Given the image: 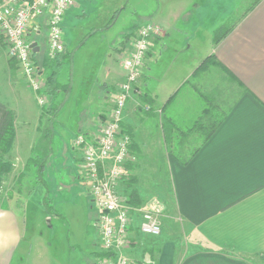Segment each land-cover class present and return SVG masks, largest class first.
I'll return each instance as SVG.
<instances>
[{"label": "crops", "instance_id": "1", "mask_svg": "<svg viewBox=\"0 0 264 264\" xmlns=\"http://www.w3.org/2000/svg\"><path fill=\"white\" fill-rule=\"evenodd\" d=\"M109 1L78 0L65 14L64 42L73 55L57 78L71 86L51 102L57 110L44 112L0 34V125L12 110L16 130L5 154L14 166L0 190V264H98L99 213L86 187L83 149L73 142L110 114L125 79L123 60L147 22L159 33L125 108L132 157L119 191L126 197L137 191L140 206L158 203L162 233L153 237L134 227L123 252L137 264H264V0L248 7L218 41L207 6L187 0L164 1L135 31L116 38L119 9ZM49 14L36 15L29 28L44 77L51 72ZM204 63L209 66L200 69ZM226 97L231 101L223 121L183 157L177 141L199 120L217 115ZM83 193L86 230L70 225L58 241L53 221L70 218L58 203L76 204ZM45 227L48 236L36 241Z\"/></svg>", "mask_w": 264, "mask_h": 264}, {"label": "built area", "instance_id": "2", "mask_svg": "<svg viewBox=\"0 0 264 264\" xmlns=\"http://www.w3.org/2000/svg\"><path fill=\"white\" fill-rule=\"evenodd\" d=\"M78 0H0V34L7 53L17 61L41 106L47 103L46 77L34 57L28 41L30 24L36 15L49 10L47 57L55 59L65 50L63 22L67 10ZM159 33L152 22L141 25L135 34L133 49L124 58L125 79L119 85L106 119H99L91 134H78L74 146L83 149L84 179L98 211L100 250L98 264H137L123 252L131 243V229L157 237L162 233L158 203L136 206L122 195L119 187L128 179L131 160V135L122 125L128 100L143 74L151 39Z\"/></svg>", "mask_w": 264, "mask_h": 264}, {"label": "rangeland", "instance_id": "3", "mask_svg": "<svg viewBox=\"0 0 264 264\" xmlns=\"http://www.w3.org/2000/svg\"><path fill=\"white\" fill-rule=\"evenodd\" d=\"M164 1L166 0H112V1L110 0L108 3L110 4L112 2L115 8L119 9V11L116 12V14L118 13L119 15L117 14L115 20L116 22L114 24V29H113L116 38L120 37L123 32H127L128 29H130V31L133 30L135 31V28L141 23L145 22L147 17L151 14L152 11H154L158 7L164 6L165 4ZM182 1L186 2L184 0ZM187 1L191 4L199 2L207 6L206 10L204 11L207 16L206 18L208 22H210L212 25L211 26L212 31L214 28H216L215 35L217 37H221L225 32H227L230 29L231 25H233L235 21H237L240 18V16L246 11V9L250 7L256 0H243V1L242 0H187ZM198 11L201 12L200 10H195L191 13L197 15ZM216 18H220V19L226 18V19L225 21L217 20L216 22H214ZM186 20L187 17L185 16L180 21V24L182 25L184 22H186ZM213 23H215V26H213ZM222 23L224 24L221 25ZM206 27L207 26L200 28L201 32H203L205 35H207ZM137 84L136 86H139V81ZM230 101L231 100L229 97L222 99L219 108H217L218 116L222 115V113L225 112ZM212 123L213 122H208L205 130L192 128L189 131L188 135H185L186 137L180 139L181 141L179 140V142L177 141L176 144L179 147L181 146L180 144L182 143L181 147L185 148L184 151H186V153L183 154L181 153L183 157L187 156V154L192 153L204 141L206 132L209 130ZM176 151H179V148L177 146H176ZM83 194L85 195V197H82V199L76 202V204H68L66 206L64 202L58 203L57 206L58 209H60L61 211L65 210L69 214V217L71 218V219L68 217L61 219L57 218L55 221H53L54 223L53 226L55 228L58 241H61L63 237H66V232L68 228H70V225L72 226V228L80 227L82 228V230H86L87 228L86 217H89V211H88L89 208L86 199L87 195L85 193ZM40 195H41V191L38 190V193L34 195V198L40 197ZM48 229L49 228L45 229V234L43 236L36 235L35 237H38L36 241L43 237H47ZM38 230L40 229L37 228V231Z\"/></svg>", "mask_w": 264, "mask_h": 264}, {"label": "trees", "instance_id": "4", "mask_svg": "<svg viewBox=\"0 0 264 264\" xmlns=\"http://www.w3.org/2000/svg\"><path fill=\"white\" fill-rule=\"evenodd\" d=\"M220 37L216 36V40L218 41ZM28 41H32V38L28 36ZM73 52L66 49L63 52H61L55 59L50 60V67H51V72L49 75L46 77V83H45V88L44 92L47 96V103L43 105V110L44 112H50L53 109L57 110L60 106L58 104L54 105L53 107L51 106V102L57 95L59 91H68L70 89L71 84L70 83H62L58 80L57 76L60 73L62 67L64 64L69 61L72 58ZM34 57L37 61L38 64H40V61L37 58V53L34 52ZM216 61V60H215ZM208 66V63H204L202 66H200V69H203ZM148 97V92H141L140 93V100L144 101V98ZM209 113L212 114L213 112L211 109L209 110ZM225 115H213L211 117H208V121L204 122L199 120L193 127V129H200V130H205L207 127L208 122H213L212 125L210 126L209 130L206 132L204 141H206L217 129L218 125L223 121ZM14 119H15V114L14 111L12 110H7L3 121L0 125V188L2 187L3 183V177L5 174H8L11 172L13 169V162L8 160L5 157V154H7L13 147L14 144V139H15V124H14ZM130 134V132L128 131ZM87 134V133H83ZM32 160L30 159L27 164H26V170L29 169L31 166ZM42 167L40 168L41 171ZM19 178L17 180V183L19 185ZM34 188H31L33 190ZM20 190V187L18 188ZM14 195L13 191L10 190L9 192V197H12ZM136 198V199H135ZM128 201L136 206H140L139 202L137 201V191L134 189L130 190V194L128 197Z\"/></svg>", "mask_w": 264, "mask_h": 264}, {"label": "water", "instance_id": "5", "mask_svg": "<svg viewBox=\"0 0 264 264\" xmlns=\"http://www.w3.org/2000/svg\"><path fill=\"white\" fill-rule=\"evenodd\" d=\"M32 47L34 48V50L36 51L37 49H36V46H37V43L36 42H32Z\"/></svg>", "mask_w": 264, "mask_h": 264}]
</instances>
